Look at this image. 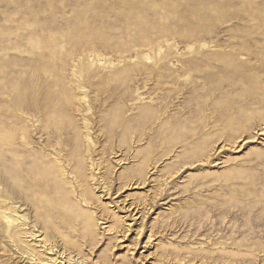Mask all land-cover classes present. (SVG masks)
<instances>
[{
  "label": "rangeland",
  "instance_id": "obj_1",
  "mask_svg": "<svg viewBox=\"0 0 264 264\" xmlns=\"http://www.w3.org/2000/svg\"><path fill=\"white\" fill-rule=\"evenodd\" d=\"M0 264H264V0H0Z\"/></svg>",
  "mask_w": 264,
  "mask_h": 264
}]
</instances>
